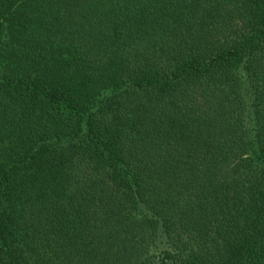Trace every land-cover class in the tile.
<instances>
[{
  "label": "trees",
  "instance_id": "16d2710c",
  "mask_svg": "<svg viewBox=\"0 0 264 264\" xmlns=\"http://www.w3.org/2000/svg\"><path fill=\"white\" fill-rule=\"evenodd\" d=\"M0 264H264V0H0Z\"/></svg>",
  "mask_w": 264,
  "mask_h": 264
}]
</instances>
